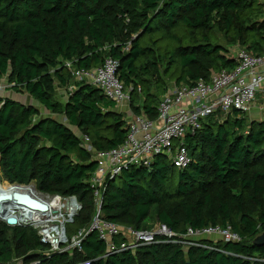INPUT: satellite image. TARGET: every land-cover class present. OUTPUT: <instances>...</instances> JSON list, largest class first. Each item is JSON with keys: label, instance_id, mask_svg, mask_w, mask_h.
I'll return each mask as SVG.
<instances>
[{"label": "trees", "instance_id": "1", "mask_svg": "<svg viewBox=\"0 0 264 264\" xmlns=\"http://www.w3.org/2000/svg\"><path fill=\"white\" fill-rule=\"evenodd\" d=\"M234 48L264 52V0H0V81L6 78L11 90L26 92L68 123L0 96V180L76 195L83 210L69 234L88 226L96 164L81 136L108 151L125 142L128 125L114 101L90 84L75 83L65 63L93 68L107 56L117 59L131 112L154 120L172 84L195 85L233 69ZM72 83L76 89L68 93ZM59 89L67 92L65 102L57 98ZM231 116L220 121L211 115L186 135L185 168L159 155L148 167L131 166L108 178L102 211L106 220L135 230L154 222L177 234L231 226L239 242L205 239L209 248L189 249L159 242L135 254L103 257L106 246L92 232L82 252L44 258L46 246L34 229L0 222V262L264 264V245L253 244L264 230V118L248 120L238 111ZM124 240L122 234L116 239Z\"/></svg>", "mask_w": 264, "mask_h": 264}, {"label": "built area", "instance_id": "2", "mask_svg": "<svg viewBox=\"0 0 264 264\" xmlns=\"http://www.w3.org/2000/svg\"><path fill=\"white\" fill-rule=\"evenodd\" d=\"M235 60L233 69L213 72L210 81L200 80L195 85L172 84L158 106L156 119L132 115L127 121L128 135L123 144L108 151H99L93 148L89 137H83V146L96 161V169L89 180L94 212L88 226L70 235L69 225L75 222L83 210L81 201L76 195L41 192L32 183L6 182L15 190L13 193H28L47 205V209L35 210L20 205L14 200L13 194L8 199L7 196H0V222L11 228L34 229L40 242L46 246L44 258L54 254L82 252L83 242L92 232H96L106 246L103 257L125 251L135 254L139 248L159 242H173L183 249L209 248L202 243L205 239L239 242L241 238L233 232L231 226L216 225L200 229L189 227L185 233L177 234L166 225L156 223L151 229L135 230L106 220L102 211L103 189L108 178H115L131 166L148 167L159 155L167 156L176 168L183 169L190 161L185 144L188 133L195 134L202 127L203 121L211 115L222 121L236 111L241 115L252 111L264 81V52L253 54L239 48ZM65 66L75 83L83 82L100 89L117 105L130 104V91L124 88L117 77V59L107 56L100 66L93 68L78 67L72 61H67ZM75 83L67 87L68 93L76 89ZM22 186L30 191L22 192ZM10 218H14L16 224H9ZM121 234L125 240L119 243L116 239ZM0 264L26 263L21 257H14L10 262ZM27 264H41V261L35 260Z\"/></svg>", "mask_w": 264, "mask_h": 264}, {"label": "rangeland", "instance_id": "3", "mask_svg": "<svg viewBox=\"0 0 264 264\" xmlns=\"http://www.w3.org/2000/svg\"><path fill=\"white\" fill-rule=\"evenodd\" d=\"M238 49L239 48H234L233 49V55H236L237 52H238ZM11 84L7 81L6 78H4L3 80L0 81V96L1 97H7V98H11L13 100H16V101H19L21 102L22 104H25V105H30V106H35L39 109V112L40 114L43 116V117H48V116H51L59 121H62V122H65L66 124H68L66 122V119L64 116H61V115H56V114H53L52 112L48 111L46 108H44L43 106H41L36 100H34L32 97L29 96V94H27L26 92H14L13 90H11ZM66 91L65 90H62V89H59V94L57 96L58 100H60L61 102H65V98H66ZM128 105V108L129 110H131V107H130V104H127ZM125 116H126V113H124ZM252 114L250 113L249 115H246V117L248 118V120H253L251 118ZM231 117H235L234 114L231 116ZM262 117V116H261ZM73 129V131L75 133H77L78 135H80V132L77 131L76 128L74 127H71ZM84 137V136H83ZM82 138V140L84 141V138ZM176 143V142H174ZM93 160V158H92ZM1 181V184H5L6 182L8 181H5V180H0ZM34 185V183H32ZM157 222H154L153 224H156Z\"/></svg>", "mask_w": 264, "mask_h": 264}, {"label": "water", "instance_id": "4", "mask_svg": "<svg viewBox=\"0 0 264 264\" xmlns=\"http://www.w3.org/2000/svg\"><path fill=\"white\" fill-rule=\"evenodd\" d=\"M93 163L96 164V161L93 160ZM13 198L14 200L20 204L24 205L26 207H29L31 209L35 210H42L45 211L47 209V205L41 203L40 201L36 200L33 198L30 194L28 193H19L15 192L13 193ZM9 224H16V220L14 218L8 219ZM253 244L257 246L264 245V230L262 233H260L254 240Z\"/></svg>", "mask_w": 264, "mask_h": 264}, {"label": "crops", "instance_id": "5", "mask_svg": "<svg viewBox=\"0 0 264 264\" xmlns=\"http://www.w3.org/2000/svg\"><path fill=\"white\" fill-rule=\"evenodd\" d=\"M116 110L119 112L126 113V120L127 121L130 120L132 115H134L131 112V110H129L127 104H118L116 106ZM250 113L252 114L251 118L253 120L254 119L260 120V119L264 118V81L262 84V88L257 93L255 104H254L253 109ZM249 114H246V115H249Z\"/></svg>", "mask_w": 264, "mask_h": 264}, {"label": "bare ground", "instance_id": "6", "mask_svg": "<svg viewBox=\"0 0 264 264\" xmlns=\"http://www.w3.org/2000/svg\"><path fill=\"white\" fill-rule=\"evenodd\" d=\"M22 192H29L30 190L27 187H20ZM15 190H13V187H11L9 184L5 183L4 185L0 186V196H7L12 197V194ZM6 202V201H5Z\"/></svg>", "mask_w": 264, "mask_h": 264}]
</instances>
